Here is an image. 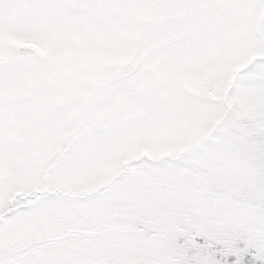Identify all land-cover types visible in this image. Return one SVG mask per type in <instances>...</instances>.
Wrapping results in <instances>:
<instances>
[{"label": "snow or ice", "instance_id": "6c2138e0", "mask_svg": "<svg viewBox=\"0 0 264 264\" xmlns=\"http://www.w3.org/2000/svg\"><path fill=\"white\" fill-rule=\"evenodd\" d=\"M0 264H264V0H0Z\"/></svg>", "mask_w": 264, "mask_h": 264}]
</instances>
